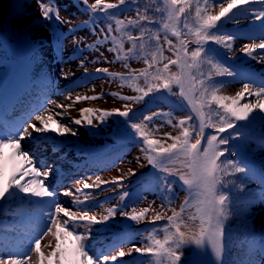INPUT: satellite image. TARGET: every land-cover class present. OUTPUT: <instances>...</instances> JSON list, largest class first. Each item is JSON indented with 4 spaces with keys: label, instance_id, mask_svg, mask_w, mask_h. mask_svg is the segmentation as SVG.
Here are the masks:
<instances>
[{
    "label": "snow or ice",
    "instance_id": "6c2138e0",
    "mask_svg": "<svg viewBox=\"0 0 264 264\" xmlns=\"http://www.w3.org/2000/svg\"><path fill=\"white\" fill-rule=\"evenodd\" d=\"M126 0H118V3H109L106 0H95L89 4V0H82L86 11L93 14L91 21H85L84 26L89 22L95 23L97 17L95 13H103L105 19L114 16L109 10L118 9L120 5L125 4ZM168 5L167 18L171 22L165 23L164 28L171 27V34L179 41V47L173 44L167 35L164 40L169 45V50L173 51L176 59L168 60L163 69L156 68L155 72L148 73L145 70L141 75L145 76L146 82L149 75L156 80H160L159 86L149 84L148 90L144 91L137 88V92H142L143 95L137 96H121L125 101L141 102L144 97L149 96L153 92H159L161 88L171 92L172 86L176 85L179 89V96L187 100L191 110L196 113L198 123H192L193 116L190 114L184 119H180L177 125L181 129L180 135L169 137L174 142L167 147L159 140L148 139V133L144 129L148 124L153 123L156 118L169 115L168 113L153 112L151 115L142 116L143 122H132L131 109L126 111H106L100 109L83 108L80 109L81 118H73L69 124L62 123L64 112H56L45 105H41L36 112L29 115L28 119L21 125L20 130L15 134H9L0 138V202L5 201L9 197L19 196L22 199L30 197L39 198L40 200H54L55 193L50 190L47 180L52 175L53 169L48 167L40 169L34 163V157L29 151L22 148L21 141L26 138H32L33 133H39L41 140L48 143L50 140L53 144L57 143V138L78 137L79 131L72 125L99 127L107 123V120L113 116H120L128 121L130 128L134 134L140 138V143L146 145V149H142L147 153V160L153 167L159 168L162 172L172 173L164 165L169 162H175L180 157L184 158L183 166L189 168V173H181L179 180L183 185L188 186L191 190L195 187L198 190L199 197L196 203V213L190 215V221L199 220V224L193 228L183 218L184 211L189 206V201L186 200L181 205L180 211L172 210V215L167 217L165 225L159 226V230L164 232L163 240L156 238L154 235L149 236L150 243L146 247H135L129 252L123 250L122 245L113 247L108 252H102L99 255L90 254L89 248L85 243L91 236L93 226H107L110 220L115 219L117 212L120 216L129 219L133 222H141L145 219L146 214L151 210V205L141 208L139 211L135 207L131 211H126L124 206L117 205L106 209V215H97L88 201L91 192H85L86 189L100 188L102 184H112L116 188H123L124 177H117L112 181L101 180L99 176L96 181L89 183L84 181L81 187L75 189L76 195L73 200V205L76 208L73 211L71 208L62 206L59 202H54L51 209L47 212V219L44 228L31 241V246L22 255H9L8 257H0V264H116V262L131 255L132 251L142 255L148 254L155 257L159 262L161 259L166 261V264H181L184 255L182 249L186 245H193L197 249L211 248L212 253L217 260H220L225 247V230L224 222L230 215L229 205L230 196L225 194L223 188L224 177L235 173H245L246 166L238 161L222 159L229 152L227 147L231 140L239 139L241 132L239 131L238 122H248L256 118L257 115L264 116V83L256 87L255 90L250 82H245L243 88L234 96L217 95V91L221 86L215 82L211 76L205 79H198L192 73V69H199L201 63L207 61L212 63L213 57L211 51L206 48L209 42L221 45L229 52L232 51V41L236 39L232 33L223 31L225 24L237 23L241 17L247 18L250 14L253 23L259 21L260 26L264 29V0H197L195 8V25L189 26L188 23L183 24V28L187 29L185 35L187 40L180 39L181 31L177 30L176 24L180 21L181 16L189 12L193 0H164ZM41 17L45 21L55 19L61 24H68V33L75 32L80 25H72L70 20L63 19L59 14V8L55 6L54 0H37ZM253 4L262 5L259 9L251 7ZM218 6L219 10L215 13L209 11L210 8ZM139 20H149L146 15L137 13ZM139 20L129 19L128 25L124 21L117 19L115 21L116 31H123L124 28L135 26ZM151 22V21H149ZM108 31L105 33L101 29V33L105 37V41L111 36L112 25H107ZM93 34L96 28L92 29ZM113 39H115L113 37ZM151 39L156 42V51L152 55V63L145 60L149 68L154 67L157 63V52L163 56L160 48V37L155 35ZM83 38H73V45L77 51H83L79 47ZM128 40L133 47L128 49L132 52L136 47L137 41H141L143 47L144 30L141 29L137 36L128 34ZM102 41L97 38L96 44L84 45L90 50L96 49L97 44ZM195 44L196 47L189 50L188 45ZM120 50H123V44L118 45ZM257 49H264V35L260 37L259 43L245 45L241 51L248 57L257 60L258 63H264V53H257ZM109 51H117L116 48H109ZM103 53H101V56ZM117 56V60L121 59ZM167 59L166 57H163ZM98 62V61H93ZM169 65H175L179 71L169 74ZM79 67L87 68L83 61ZM217 75L233 76L235 73L221 64L214 63ZM96 72L108 73V69L97 68ZM62 75L65 79L67 74ZM202 75V74H201ZM199 84V87H197ZM103 96V93L100 94ZM111 95L115 96V93ZM246 97H255V102L247 101L241 103ZM71 98L70 96L68 97ZM98 96H82L77 95L71 104H56L57 108L69 109L73 104L83 100L98 99ZM215 105V107H213ZM127 108V105H126ZM60 117V119H57ZM171 124L172 121L168 120ZM187 125V126H185ZM211 128L213 132L206 134V129ZM232 130V131H229ZM48 133L54 134L49 137ZM227 133V135H222ZM61 145L64 141H59ZM56 149L54 148V151ZM151 153H154L151 154ZM138 159V158H137ZM231 168L233 172H228ZM131 171V170H130ZM134 176L136 173L131 172ZM27 178V179H26ZM163 193H171V185L167 183L165 177L162 181ZM243 190L244 185L240 186ZM65 195L72 196L74 193L71 190L65 191ZM129 193L124 191L120 194V199L123 201ZM166 200H161V207H164ZM168 203L171 201L168 200ZM163 219L160 214H157L149 223L155 225L156 221ZM77 226H82L86 229L84 232H77ZM182 228L184 230H182ZM157 228H153V232ZM51 236L55 243L51 241L42 246V240L45 237ZM44 248L49 249L47 252ZM119 249V250H117ZM33 253L36 259L33 261ZM115 253V254H112Z\"/></svg>",
    "mask_w": 264,
    "mask_h": 264
},
{
    "label": "rangeland",
    "instance_id": "374dc122",
    "mask_svg": "<svg viewBox=\"0 0 264 264\" xmlns=\"http://www.w3.org/2000/svg\"><path fill=\"white\" fill-rule=\"evenodd\" d=\"M47 2V0H45ZM95 0H89V4L94 3ZM54 4L59 8V14L63 19L70 20L72 25H80V27L73 33H68V24H61L55 19L52 21H45L41 17L37 0H0V26L3 27L6 37L11 42L19 40V36H28L32 39L33 44L19 46L16 53L21 59L10 60L2 56L0 57V91L7 95V92L21 89L22 84L30 83L31 96L34 103V108L30 112L23 115H13L10 122H6L4 127L0 130V138L9 134H15L20 130L21 125L28 119L29 115L36 112L41 106L45 105L54 111L51 105L62 104V99L70 96V101L75 100L77 95L95 96L99 95L98 99L83 100L85 107L92 109H100L106 111H124L129 107L126 101H121L116 97L107 94V91L116 90V92L125 93L128 91L125 86H122L116 78L103 75V72H96L97 68H107L113 70L118 68L116 63L110 55V51L106 49L103 44H97L96 49L90 50L84 45L96 44L97 38L102 39V33L97 31L93 34L91 24L84 26L82 20L85 19V14L80 9L79 5H83L82 0H54ZM260 5V4H259ZM258 7V4H253L251 7ZM259 6L257 9L261 8ZM219 10L218 6L213 9V13ZM251 18L244 20L239 25L250 24ZM84 22V21H83ZM255 24V32L252 33V38L244 39L243 41H236V46L232 51L231 57H237L238 62H244L245 66H249L250 70L256 72V76L264 74V63H258L257 60L246 56L241 49L252 43H259L260 37L264 35V29L261 28L260 22ZM83 38L79 47L83 51H77L73 45V38ZM22 38V37H21ZM4 51H0V54ZM6 53V52H5ZM4 53V55H5ZM34 53L29 62H24L22 59ZM101 53L103 55L101 56ZM257 53H264V49H257ZM83 61L87 68V75H85V68L79 67L80 62ZM98 61V62H93ZM67 74L65 79L62 75ZM260 71V72H259ZM264 81V78L261 79ZM251 86L255 90L261 84L251 81ZM244 83L235 82L220 90V94L224 96H234L243 88ZM27 85V84H26ZM175 91V88H174ZM103 93V96L100 94ZM255 97H246L241 103L247 101L255 102ZM7 105V104H6ZM120 116L116 115L107 120V123L99 127H87L72 125L79 131L78 137L57 138V143L53 144L51 140L44 143L41 140L39 133H33L32 138H26L21 141L22 148L29 151L34 157L36 167L42 169L47 167L46 163H52V169L56 165L58 168L53 169L52 175L48 178L47 183L51 191L55 193L54 200L30 197L22 199L19 196L9 197L13 201L12 204H25L28 209L17 212L13 209L3 211L7 208V199L0 202V257H8L9 255H22L31 246V241L44 228L47 212L51 209L54 202H59L62 206L71 208L73 211L76 208L73 205V200L76 195L75 189L81 187L84 181L93 183L96 177L99 176L101 180L112 181L117 177H124L123 188H116L112 184H102L100 188L86 189L85 192H91L92 196L89 198V205L92 210L99 215H106V209L122 205L126 211H131L133 207L139 211L141 208L151 205V210L146 214V217L141 222H133L130 226L135 229L140 227L160 214L163 218L167 217L168 212L164 211L159 205L157 199L152 194L138 190L132 200L131 197H126L123 201L120 199V194L125 191V187L129 185L131 178L141 175V173L148 168L147 160L140 154L136 148H128L121 150L112 159L104 158L102 155L106 148L110 146L108 137L109 132L114 128L116 119ZM60 119V117H57ZM255 119H261L264 126V116L257 115ZM62 123L69 124L70 122ZM264 128V127H263ZM159 134L171 136L172 130L167 127L160 128ZM49 137L54 136L48 133ZM156 140L166 142L169 139L162 140L166 136H154ZM59 141H64L61 145ZM54 148L56 149L54 151ZM64 154V156H63ZM48 156V162H44L42 156ZM64 158V160H61ZM138 158V159H137ZM61 160V161H60ZM97 160H102L100 165H94ZM68 162V164H67ZM65 163L63 166L62 164ZM184 158L180 157L175 162H169L171 169L179 174L189 173V168L183 166ZM60 167V168H59ZM81 171L76 174L74 171ZM131 170V171H130ZM134 171L136 175H132ZM27 179V178H26ZM75 185V186H74ZM71 190L74 195H65L64 192ZM83 199V196L80 195ZM200 199L198 190L193 187L191 190L187 188L178 199L179 204H184L186 200L189 201L188 208L183 213L184 220L195 228L199 224V220L190 221L188 217L196 213V203ZM130 202H129V201ZM129 202V204H125ZM176 206V205H175ZM255 222L262 230H264V206L257 208ZM17 218L16 221L14 219ZM21 220V221H20ZM126 218L120 216L119 211L115 219L110 220L108 225H96L91 230L90 239L87 244L90 254L99 255L102 252H108L117 245H122L123 250L127 253L130 249L135 247H144V242L140 236H129ZM25 224L33 233H23L22 226L18 224ZM182 230H184L182 228ZM77 232H83L81 226H77ZM28 234V235H27ZM46 237L42 240V246L48 244L50 241L54 244V240L49 242ZM49 249L44 248L47 252ZM119 250V249H117ZM186 252H188L185 264H217L216 257L212 253L211 248L197 249L193 245H186ZM115 254V253H112ZM33 261H35V253ZM142 256L140 253L132 251L131 255H126L120 258L116 264H144L138 261V257ZM259 264H264V252L260 257Z\"/></svg>",
    "mask_w": 264,
    "mask_h": 264
},
{
    "label": "trees",
    "instance_id": "16d2710c",
    "mask_svg": "<svg viewBox=\"0 0 264 264\" xmlns=\"http://www.w3.org/2000/svg\"><path fill=\"white\" fill-rule=\"evenodd\" d=\"M109 3H118V0H106ZM200 3L203 4V0H200ZM197 6V0H193L191 9L188 13L181 16L180 21L176 24L177 30L181 31L180 39L187 40L188 37L185 35L187 29L183 28L184 23H188L189 26L195 25V8ZM167 8L168 5L164 0H126L125 4L120 5L118 9L109 10L110 13L115 15L109 19L104 18L103 13H95L97 17L95 23H92L96 26V31L101 33V29L106 33L108 31L107 25L110 23L112 25L111 36L105 41V37L101 39L102 43L106 49L116 48L117 51H110L113 61L116 63L118 68L110 70V74H107L108 77L116 78L118 82L125 86L128 91L125 93L114 92L117 99H120L121 96H137L143 95L142 92H137V88H141L144 91L148 90L149 84L159 86L161 84L160 80L152 78L151 75L147 78L141 75L145 70L148 73L155 72L156 68L163 69L165 63H168L170 59H176L172 51L169 50V45L164 40V36L167 35L168 39L173 41V44L179 47V41L171 34V27L165 29L164 24L169 23L167 18ZM215 8V7H214ZM214 8H210L209 11L213 12ZM88 12V11H87ZM146 15L149 20H139L137 13ZM90 15V16H89ZM88 17L93 16L92 13L88 12ZM248 17H251L250 14ZM247 17V18H248ZM89 19V18H88ZM119 19L124 21L125 25H128L129 19L139 20V23L135 26H130L124 28L123 31H116L117 25L115 21ZM244 17H241L238 21H244ZM91 21V19H89ZM151 21V22H149ZM141 29L144 30V40L143 47L141 48V41H137L135 49L132 52H128V49L132 48V43L128 40V34L132 36H137ZM226 33H232L235 35L236 39L232 41V51L236 46V40L243 38L246 35V32H250L249 27H238L235 23H227L223 29ZM4 31L0 27V49L6 50L5 45L6 41L3 38ZM160 37V48L162 50L163 56L161 57L160 53L157 52V63L154 64V67L149 68L148 64L145 63L147 60L149 63H152V53L156 51V42L151 39L155 35ZM113 37L115 39H113ZM250 37V36H248ZM123 44V50H120L118 45ZM189 50L196 47L195 44L188 45ZM206 48L211 51L213 60L212 63L207 61L200 64L199 69H192L193 75L198 79L207 80L209 76L220 84L217 91V95L220 94V90L224 87L234 84L235 82H244L246 79L242 78L241 73L235 65L230 64L229 55L232 54L227 49L221 45L209 42L206 45ZM14 51V50H13ZM122 58L117 60V56ZM166 57L167 59H164ZM219 63L224 67H227L229 70L233 71L235 75H217L216 68L213 67L214 63ZM179 69L175 65H169V74L177 73ZM202 74V75H201ZM230 77L229 80L225 78ZM176 86V85H175ZM177 87V86H176ZM199 87V84H197ZM164 92L166 97H163L160 92ZM179 89L176 88L174 91V86H172V91L168 92L161 88L159 92H153L149 96L144 97L141 102L126 101L129 104L128 108H125L124 111L131 109L133 112L131 119L132 122H143L148 124L147 121H142V116L151 115L153 112L168 113L169 115L156 118L153 123L148 124L144 129L148 133V139H154V136H166L162 140H166L167 137H175L180 135L181 129L179 127H174L177 125L180 119L186 118L188 115L193 116L192 123H198L196 120V113L191 110V106L188 105L187 100L183 99L178 94ZM113 96V95H112ZM169 98L176 101L177 105L173 106L169 102ZM121 101L122 100L120 99ZM215 107V105H213ZM168 120H171L172 123L169 124ZM239 131L241 132V137L239 139H233L230 141L229 148L230 154H226V157L222 159H228L232 161H238L242 165L246 166L247 171L245 173H235L224 177L226 181L223 185L222 191L225 194L230 196V205L227 220L224 222L226 226L225 230V247L221 255L220 260L216 259L217 264H258L259 256L261 253V245L264 242V234L258 230L255 222L257 208L264 204V173L259 170L258 167L264 168V133L262 132L263 121L253 119L248 122H238ZM187 126V125H185ZM129 123L124 118L120 119L115 127V130L111 132L109 137L112 139L113 152L114 154L116 149L125 148L127 144H133L135 148L140 151V154L147 160V153L142 149H146V145L140 143V138L134 134L133 130L129 128ZM167 127L169 130L173 131L171 136L168 134L160 133V128ZM206 134L213 132V129L208 128L205 130ZM232 131V130H229ZM222 135H227L224 133ZM170 140L162 142L164 147L172 144L174 141ZM154 155V153H151ZM149 173H153L155 176L150 180H146V177L139 178L140 181L145 180L147 184L146 191L152 193L156 197L159 205L161 206V200H166L164 211L169 212L171 216L172 210L175 209L177 212L180 211V206L176 203L181 197V194L187 190L188 186L183 185V182L179 180L178 177L171 178L168 172H162L159 168L153 167L148 163ZM167 169L172 171L169 163L164 165ZM228 172H233L231 168L228 169ZM167 178V183L171 185V193H163L161 189L163 188L162 181L164 178ZM143 179V180H142ZM139 181V180H138ZM140 182L138 183V185ZM244 185L243 190L240 186ZM171 202L168 203L167 201ZM175 204L177 206H175ZM167 222V221H166ZM164 223H158L153 226H147L146 232L143 233L144 236V246H148L150 243L149 236L154 235L156 238L163 240L164 232L159 230V226L165 225ZM157 228V231L153 232V228ZM186 247V246H185ZM185 247L182 249L184 255L182 257L181 263L187 258L188 252H186ZM146 264H166V261L162 259L158 262L155 257L147 256L144 258Z\"/></svg>",
    "mask_w": 264,
    "mask_h": 264
},
{
    "label": "bare ground",
    "instance_id": "6f19581e",
    "mask_svg": "<svg viewBox=\"0 0 264 264\" xmlns=\"http://www.w3.org/2000/svg\"><path fill=\"white\" fill-rule=\"evenodd\" d=\"M61 102H63L62 104H71L72 103V101H70V99H66V98H64V99H62L61 100ZM57 104V103H56ZM56 104L55 105H51V103H49V105L53 108H56L57 110H56V112H64L65 113V115L63 116V120H64V122H70L73 118H81L80 117V109H83V108H88V107H85V104H84V102H77V103H75V104H73V106L71 107V108H69V109H61V108H57L56 107ZM63 156H64V154H63ZM42 158H43V161L44 162H48V159H50V157H49V155L48 156H46V155H44V156H42ZM61 160H64V158H62ZM60 160V161H61ZM65 163H63L62 164V166L64 165ZM67 164H68V162H67ZM46 166L47 167H45V168H42V170L43 169H46V168H48V167H52V163L50 162V163H46ZM54 168H58V166H54L53 167V169ZM60 168V167H59ZM75 173L76 174H78V173H81V171H75ZM75 186V185H74ZM82 227V226H81ZM82 230H83V232L84 231H86V229L84 228V227H82ZM49 239L50 240H53V238L51 237V236H48V237H46V240L49 242ZM46 240H45V242H46Z\"/></svg>",
    "mask_w": 264,
    "mask_h": 264
}]
</instances>
